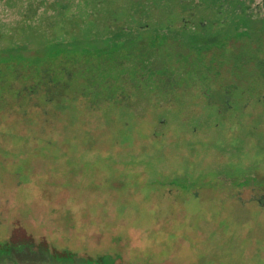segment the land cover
Listing matches in <instances>:
<instances>
[{
  "label": "rangeland",
  "instance_id": "rangeland-1",
  "mask_svg": "<svg viewBox=\"0 0 264 264\" xmlns=\"http://www.w3.org/2000/svg\"><path fill=\"white\" fill-rule=\"evenodd\" d=\"M251 61L264 0H0V264H264Z\"/></svg>",
  "mask_w": 264,
  "mask_h": 264
},
{
  "label": "trees",
  "instance_id": "trees-1",
  "mask_svg": "<svg viewBox=\"0 0 264 264\" xmlns=\"http://www.w3.org/2000/svg\"><path fill=\"white\" fill-rule=\"evenodd\" d=\"M97 1H99V0H97ZM189 17V16H188ZM116 19H118V18H116ZM114 21V20H113ZM180 21H183L184 22V19H180ZM200 25L202 26L203 25V22H201L200 23ZM115 28H116V30L118 29V31L117 32H119V33H123L124 31H125V27H123L122 25L121 26H119L117 23L115 24ZM111 27V26H110ZM203 27V26H202ZM115 30V29H114ZM112 28H109V27H106V32L107 33H113V32H115ZM116 33V32H115ZM57 46V45H56ZM54 47L53 49H51L50 51H49V53L48 54H50V55H53V56H59L60 54H62V53H66L67 52V50H65L64 48H62V47H59V46H57V47ZM120 48H121V44H120V46H119ZM119 47H115L111 52H117V53H119ZM257 53V52H256ZM240 56V54L237 56V58ZM251 62H253V63H255L256 64V66H258V68H260V69H262L263 67H264V64H263V62H260V63H256L255 61H251ZM41 67H43V66H41ZM39 68L40 70L41 69H43L44 70V72L46 71V70H49V68ZM60 70H62L63 72H58V73H62V74H64V72H65V70L63 69V67H61L60 68ZM43 72V73H44ZM255 74H258V72H255V71H253ZM1 79V78H0ZM40 83V85H50V87H51V89H53L52 87H54V88H56V87H60L61 86V83H59V82H56V83H52V77L51 76H42L37 82H36V84L34 85V87H30V91H34V89L36 88V87H38V85L37 84H39ZM27 90V88H25L23 91H26ZM22 90L20 91V92H23ZM20 92H18V93H20ZM49 101V100H48ZM69 255H73V254H71V253H67V255L66 256H68L69 257ZM74 256V255H73ZM65 257V256H64Z\"/></svg>",
  "mask_w": 264,
  "mask_h": 264
}]
</instances>
